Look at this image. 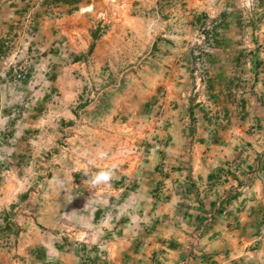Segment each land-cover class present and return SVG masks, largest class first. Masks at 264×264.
<instances>
[{"label":"crops","instance_id":"crops-1","mask_svg":"<svg viewBox=\"0 0 264 264\" xmlns=\"http://www.w3.org/2000/svg\"><path fill=\"white\" fill-rule=\"evenodd\" d=\"M126 2L120 12L110 0H0V43H12L0 44V120L23 123L24 139L59 121L76 134V159L55 162L0 219V264H264L254 234L264 208L252 203L264 201V0ZM206 24L216 42L207 97L195 101L190 49ZM90 91L79 125L74 109ZM12 102L27 108L15 116ZM151 108L165 112L158 130L143 124ZM252 148L261 162L235 159ZM4 166L24 163L0 156V212L19 195ZM112 167L108 184L91 185ZM193 184L217 201L208 219L202 203L181 208Z\"/></svg>","mask_w":264,"mask_h":264},{"label":"rangeland","instance_id":"rangeland-1","mask_svg":"<svg viewBox=\"0 0 264 264\" xmlns=\"http://www.w3.org/2000/svg\"><path fill=\"white\" fill-rule=\"evenodd\" d=\"M126 1L128 0H110V3L115 4V6H118L120 12H125L129 7L128 2ZM214 25L215 24H206L202 26L199 29L200 42L198 41L196 44H193V46H191V49H190L191 50L190 52L191 53V60H190L191 85L189 87L190 88L189 91H190L191 98L195 99V101L203 100L207 97V89L205 90V93H204V96H206L205 98H202V94L200 98V92L196 91V81H197V78L195 76L196 53L198 52L199 49H202V46L206 45L207 42L203 40H204V37L207 35V33L213 32L212 42H209L210 45L208 46V48L206 49V53L204 54L205 63L202 69L204 78L207 80L208 78L207 74H208V68H209L208 67L209 66L208 54L214 48L213 46L215 45V42H216V39H215L216 32H215ZM28 28H29L28 30H31V32L33 33L32 30L34 29V27L29 25ZM1 45H2V48L1 47L0 48L2 52H6V53H7V50H9L12 47V43L10 44L8 48L7 46H5V43H2ZM111 76H109L108 78L110 81L109 85L112 83V80L114 79ZM91 94H92L91 91L88 92V94L85 92L83 94L84 97L81 98L82 103L78 104L74 109V113L78 116L79 125L84 124L83 122L86 121V116L80 117V115H85L86 113H88L89 110L91 109L90 107L91 105H89L90 102L95 101V97H91ZM17 101H19V99ZM0 108H1V105H0ZM8 108L16 116L17 114H19V111H22L24 110V108L26 109L27 107L24 105H21L20 102H17V103L12 102ZM42 108H43L42 110H44L45 108H48V107L43 105ZM161 109L162 108H159V109L151 108L149 111L150 114L145 119L143 124L151 123V125L153 124L154 128L157 130L159 127L160 128L164 127L165 126L164 123L162 124V126L157 125L155 123L158 118L163 119L165 115V112L161 111ZM4 120H5L4 118L0 120V148H2L0 156L2 158L11 157L12 159H14L15 162L17 161L23 162L24 169H20V170H18L17 168L9 169L8 167L4 166L5 168L3 169V172L5 173H7V171L12 172L13 176L19 178L20 183L15 184L18 189V193H19L18 197L12 200L13 201L12 204L10 203L11 201L8 203L7 209L5 207H2L4 208V210L0 212V219H3V220L5 219L4 214L13 215L15 214V211H19L23 208V203H26L30 199L31 192L35 191L38 188V185L35 184L36 181L43 183L44 178L50 177V175L53 172V168L56 166L55 162L60 161L62 158L68 161L71 159L72 160L76 159V153L73 152V149L75 148L74 139H75L76 134L74 133L73 129H70V128L67 129V127L72 126L73 123L59 121L58 127H56L55 129L51 128L50 130H47V132L41 131L42 132L41 134L39 133L35 134L34 132L31 135H29L28 138L24 139L22 138V131L24 128V126L22 125L23 123H20L17 121L15 122V120L13 121L12 119H6L5 121ZM158 122L161 123V120H159ZM155 131L156 130H154V132ZM39 136H41L42 139H40ZM76 144L78 145V143ZM42 145L44 146V148L41 147ZM141 147H143V149H141L140 151L144 154L146 151L145 144L144 143L141 144ZM12 148H17V149L13 151L11 150ZM246 152L247 153L242 151L241 153L237 154V156L239 155L238 158L237 157L236 158L234 157V158L237 160H241V161H249V160L254 161L255 164L258 161L259 162L262 161L261 153L255 152L253 148L250 151V153H249V150H246ZM10 161L6 160L8 164H12V162ZM233 161L235 162L236 160H233ZM223 170H225V173H223L224 175H229L231 173L230 169H223ZM254 171H256V169H254ZM25 177H27V179L23 181L24 184L22 185L21 179ZM203 186L204 185L198 186L197 184L191 185L187 189L188 191L187 195H189V197L186 198V201L183 203L181 208L182 210H184L186 208L185 207L186 205L191 207L192 205L190 204H201L202 203L205 208H208L206 210L207 216H203L202 219H208L217 201L213 199H210V200L208 199V201L205 202L204 201L205 199L203 200L200 199L202 197L199 194ZM210 186L214 187L213 183L208 185V188ZM219 187L221 186L219 185ZM219 189L216 191V194H217L216 196L211 195L212 197H214V199L217 198V196H220V194L225 193L223 189H220V191ZM22 191H23V194H22ZM252 203H253V208H264V201L262 200L254 201ZM26 207H29V205L27 204ZM255 220L257 223L256 231L258 233H254V234L255 235L259 234V231L262 232V234H264V216L260 218V216L256 215ZM1 223L2 222L0 221V226H3V224ZM15 224H13L14 228H12L11 236L10 235L8 236V238L10 239L12 238V242L15 239V232L18 228L17 225ZM194 224L195 226H198L200 228L202 226V220L200 219L198 221L196 218L194 221Z\"/></svg>","mask_w":264,"mask_h":264},{"label":"built area","instance_id":"built-area-1","mask_svg":"<svg viewBox=\"0 0 264 264\" xmlns=\"http://www.w3.org/2000/svg\"><path fill=\"white\" fill-rule=\"evenodd\" d=\"M28 16L31 17V12H28ZM32 31L34 33V29ZM212 39H213V32L207 33V35L204 37V40H203L207 42L206 45L202 46V49H199L198 52L196 53V68H195V76L197 78L196 91L200 92V98H201V94H202V98L206 97L204 96V93L206 90V79L204 78L202 69L205 63L204 54L206 53V49L210 45L209 42H212ZM10 44H11L10 41L5 42V46H7V48L10 46ZM16 77L18 80H22L25 78V74H23L22 72H19L17 73ZM81 264H91V262L88 259H85L81 262Z\"/></svg>","mask_w":264,"mask_h":264},{"label":"clouds","instance_id":"clouds-1","mask_svg":"<svg viewBox=\"0 0 264 264\" xmlns=\"http://www.w3.org/2000/svg\"><path fill=\"white\" fill-rule=\"evenodd\" d=\"M100 157H105L107 156V153L105 152H100L99 153ZM115 176V168H106V169H102L98 172H96L90 179V183L92 186H98L101 184H108Z\"/></svg>","mask_w":264,"mask_h":264},{"label":"trees","instance_id":"trees-1","mask_svg":"<svg viewBox=\"0 0 264 264\" xmlns=\"http://www.w3.org/2000/svg\"><path fill=\"white\" fill-rule=\"evenodd\" d=\"M92 49H93V47L91 48L90 53H92Z\"/></svg>","mask_w":264,"mask_h":264}]
</instances>
